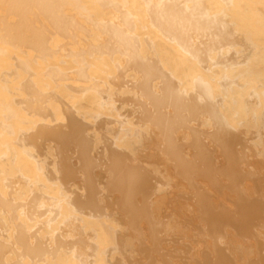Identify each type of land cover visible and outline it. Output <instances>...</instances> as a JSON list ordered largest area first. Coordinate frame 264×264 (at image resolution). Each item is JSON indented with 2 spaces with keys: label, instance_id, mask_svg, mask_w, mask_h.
<instances>
[{
  "label": "bare ground",
  "instance_id": "6f19581e",
  "mask_svg": "<svg viewBox=\"0 0 264 264\" xmlns=\"http://www.w3.org/2000/svg\"><path fill=\"white\" fill-rule=\"evenodd\" d=\"M121 66H123V68ZM124 66H125V68H124ZM120 67L122 68V71H123V69H126L125 71H123L124 74L121 73L122 71H120V69H121ZM114 68H115V70H114ZM116 68H119V70ZM127 69L130 71H128ZM114 71H116L115 75L116 76L118 75V77L115 78L116 83L119 84V82H121L122 86H124L123 85V83H124L125 88H127L126 86H129V87L131 86L130 89L128 87V89H126L124 93L126 94L127 97H130L132 99L126 100L127 99L126 98V99L120 100V101L125 102V103L122 102L124 105L126 104V102H130V103H132V105L137 104L138 96H143V98H145V100L147 99L146 102L150 101L153 98L155 99V97H157V98L159 97V99H160V96H162V97L166 98V100L164 102L168 103L169 99L172 100V103L174 102V105L177 108L174 110L171 109L173 112L171 111L170 116H171V114H173L172 117H174L177 120L178 117L180 119L181 118L180 116L184 115V113H185V110L180 108L181 106H184V105H187L190 103L192 105H194L195 102H197V101H203V102H201V103L199 102V103L203 107H205L209 111V114H212V116L207 118V122H205L206 119H205V121L201 120L203 118L200 117L201 115H200L199 110H198L199 113H196V111H194V109H197L196 107L198 105H200V104H198V105H195L194 109L192 108V110L194 111L192 114L193 116L189 113L190 117L188 116L189 117L188 120H189V122L192 120L191 122L192 123L194 122V124L196 125V120L200 117V121H201L200 123H202V121H203L202 126H204V127L214 125L215 124L214 120L217 122H220L219 128H217L218 125L216 126V124H215L213 126L214 128L212 131L208 130V131H211L210 132L211 134H213V133L215 134L216 139L218 138V135L223 137V135H221L223 133L222 130L226 129V127L223 128L222 124L223 125L229 124L228 126L236 127V128L238 127V128H240V130L242 128H245V127L249 128L248 125H250V124L254 125V127L250 126V127H252V128H250L251 130L256 129L258 127V125H257L258 123L262 127V126H264L263 125L264 121L263 122H261V121L264 119V117L262 116L263 117L262 118L260 116L264 112V111L262 112V108L264 110V0H0V264H120L121 262L118 259L120 256L119 257L114 256V253L119 252L120 255H122V256L125 255L124 252L127 255L129 254L127 251H130L131 249L128 250L127 247L131 243L128 244L125 242L126 245H128V246L126 248L124 246L123 249L125 248L127 251L124 250L121 252V250H122L121 248L125 243L124 242L121 243L122 240L120 241L119 237H117V239L120 242L118 243V241H116L117 240L116 239L114 241V243L117 242V244H119V246H121L120 247L121 250L118 249L119 246H117L116 243H115L116 246H114L113 241H112V243H110L111 240L109 242V237L113 236V238H114L115 234H117V235L119 234V231H116L118 229L115 228L116 233L114 232L115 233L114 234L113 231H108V228H105L106 225H104V223H103V221H105V220H103V219L107 218L106 220L109 221V220H112L111 219L112 217L109 218L108 216H104V214L103 215L100 214L99 211H98L99 212L98 213L95 210L97 208L96 205L98 206V204H94L95 199L93 202V200H92L93 198L90 197L91 193H87L89 191L88 187H87V189H84V187L86 185L84 184L85 186H81V185H83L84 182L80 184L79 180H78L79 182H76L77 180L75 181L74 177H73V179L71 177H69V174H70L69 172H72L69 170V167H74V166L67 165V166H69L68 168H64L65 166L63 167L65 169V171H67V170L69 171V172H67L68 174L66 173V175L68 177L67 179H69V181L71 179L73 181H75V183H73L72 185H70V186L65 185L67 182L64 181L65 183H63V178L66 176L63 175V178H60L58 175L59 173L62 172V171H60V169H61L60 162L62 161L61 160V158H62L61 151H63L64 148H67L69 145H74L75 151L78 153L79 149H81L80 146H82L83 147L82 153H84V158L87 156L89 157V155H90V158L92 160H94L91 157L94 152H91L89 154V152L92 151L89 149H91V147H93V145H94V144H92V143H94L93 141H96L94 139L98 138V140L100 139V141L102 142L103 138H106L107 135L112 136V137L109 136L110 138H107L108 146H105L102 148L96 147L97 150L94 148L95 151L98 153V155L96 156V160L98 157L99 164H101L100 166H103V164H105V163H101L102 159H100V157L102 158L103 152L106 151L107 148H108L110 153H111V150L116 151V150L120 149L119 151L123 155V152H125L126 150H129V149H124V151L123 150L121 151V148H119V147H122V148L125 147L126 148L128 146L126 140H129L130 142H132L133 139H136V138H137L136 140H138V141H136V144H132L133 142L132 143L129 142V144L131 146L136 145V147H137V145H138V149H139L141 145L138 142L141 143L142 140H144V141H142V144L143 145L145 144L143 146V148L141 146V149H139L141 151L138 150V155L140 154L141 156L139 155V157H137V160L138 159L142 160L145 158L148 159L150 152L148 155H145L144 153L141 154L142 149L145 152H146V150L149 151L151 145L153 144L152 143L153 141L151 142V140L153 139L155 134H149V132L147 133V130H145V131H143V132H146V136H145L144 133L139 132V130H141V129H139V130L137 129L138 131H136V132H139L140 134H142L145 139L143 138L142 135H139L138 133L136 134V136L137 135H139V136H137L136 138H135V133H133L134 136L127 137L130 135L129 132H131L133 129H135L134 128L135 126L130 127V129H131L130 130L128 128V126H130L129 123H127V122H124L125 124L123 123L124 118H122V116L119 114L118 110L121 113V110L125 106H123L122 103H121L122 106L119 105L120 103L119 104L116 103L119 105V108H120L117 110L115 105H114V102H115L114 98H117V97H115L116 95L121 96L120 98H122V95H125V94L118 95V94H120L119 93L120 91H117V93H116V89H119V88L116 87L114 89V84L112 86V83L110 82V80L109 81L107 80V77L109 75H110L109 78L112 77V73ZM118 71H120V75L117 74ZM126 71H128V72H126ZM150 75H151V78H149ZM149 79H151V81ZM111 81H112V79H111ZM120 86H121V84H120ZM122 86H121V88L123 89ZM120 98L118 97V99H120ZM123 98H124V96H123ZM246 98L249 100L247 101ZM155 100H157V99H155ZM160 100H157V101H160ZM83 101L86 102V103H84V104H86V106L82 105L81 102H83ZM157 101L152 100L151 103L150 102H148L149 104L147 103L149 106H153V108L151 107L152 108L151 110H149L147 108V110H149V111H144L146 109V107L143 108V106L141 104L142 101L140 102V105H136V107L138 106L137 108L135 106H133L138 111L135 108H133V110L135 109V112L137 114V112H139V108H140L142 110V111L140 110V112H141L140 115H142V113L143 114L146 113V115H144L145 118H147V117L149 118L150 115L148 116L147 113L148 114L152 113L151 111L154 109H155L154 111H156L155 106L159 105V103H157ZM130 103H129V107L131 106ZM172 103H170L169 105H172ZM143 104H145V103H143ZM148 105H146V106H148ZM166 105H165V108L166 107H167V109L170 108V107H168V104H166ZM126 107H128V106L126 105ZM174 107L172 106V108H174ZM177 109H178V112L176 111ZM180 109L183 110L184 113L181 112ZM122 111H123V113L125 112L124 109ZM248 111L250 112V114L246 113ZM260 112H262V113H260ZM245 113H246V118H245L246 122L250 121L253 118H257L256 120H258V121L257 122L255 121L257 124L253 123L255 120V119H253L252 120L253 122L251 121L247 124L245 121H243V124H246V125H243L242 122H240V121H242L244 119ZM126 114H127V112L124 113L125 118L127 119L128 115L126 117ZM159 114H162V113H159ZM174 114H175V116H174ZM177 114H178V117L176 116ZM187 114H188V112H186L185 115L187 116ZM196 114H197V116H195ZM152 115H154V113H152ZM247 115H252L253 118L247 119ZM129 116H131L130 113H129ZM136 116H139V115L137 114ZM133 117H134V114H133L132 118ZM166 117L165 116L160 117L161 120L157 117V119H159L160 124L162 123V125H163V122L164 123L166 122ZM135 118H136V120H139L140 122H142V124L145 123L144 121H142L144 117L142 119H137V117H135ZM148 118L146 120H148ZM154 118L155 117H153V119H152L153 122L151 121L153 124L155 121ZM182 118L180 120L181 121L183 120V122L186 123L184 121V118L183 119ZM193 118L195 120H193ZM175 119H173V120H175ZM131 120H128V122H130ZM173 120H172V122H173ZM133 121L134 120H132V122ZM181 121L179 124L180 128L183 126ZM198 121L199 120H197V123H198ZM137 122L138 121H136L135 123H137ZM149 122L146 121V123H145L147 128H149L147 126V124L151 125V124H149ZM177 122H178V120H177ZM191 122L189 123L190 124L189 128L191 127ZM133 123H131V124H133ZM135 123L133 125H135ZM261 123H263V124H261ZM165 124L167 125V123H165ZM173 124H175V123H173ZM239 124L242 126H239ZM255 124L257 125V127H255ZM144 125L143 126L140 125V127L143 128L142 130H144ZM162 125H160V126L162 127ZM175 125H177V124H175ZM179 126L177 125V127H174L175 132H176V130H178L177 128H179ZM183 127H185V126H183ZM215 127L217 130L215 129ZM220 127H221V129H220ZM185 128L188 131V128L187 127H185ZM191 128L189 129L190 132L191 131L194 132V129L196 130V126H195V128L194 127H191ZM152 129H154V127H152ZM172 129H173V127H172ZM181 129H183V128H181ZM257 129L261 130L260 127H258ZM262 129L264 130V128H262ZM201 130H203L202 127H201ZM263 130H262V132H263ZM168 131L170 132V129ZM241 131H243V129ZM241 131H239L240 134L246 133V132H241ZM259 131H258V135L263 136L264 134L263 133H262L263 135L259 134L261 132V131L260 132ZM198 132H200V131L198 130ZM204 132H202V134H204L206 136L208 134H210V133L205 134ZM229 132H231L230 135L236 134V133H233L234 131L229 130ZM109 133H111V134H109ZM217 133H219V134H217ZM181 134H183V132ZM181 134H180V136H181ZM195 134H196V132H194V135ZM199 134L200 133H198L196 135H199ZM244 134H243V136L237 135V134L234 136L233 135L229 136L228 134H226L228 136L223 137V139H220L221 138L220 137L217 141L223 142L225 145L231 144L233 146V144L235 142L239 143L238 142L239 138H237L235 136L244 137ZM174 135H176V134H174ZM140 136H142L141 137V138H143L142 140H141V138L139 140L138 137H140ZM156 136L157 135H155V137ZM249 136H251V135H249ZM165 137L166 136L164 135V138ZM178 137H179V134H178ZM112 138H113V140H115L114 143H111V142H113L111 140ZM175 138H176V136H175ZM190 138H191V136H190ZM193 138H195V137H192V139ZM210 138L212 140L211 142L216 140L213 137L208 136V139H210ZM245 138L247 139L246 136H245ZM263 138H262V140H263ZM155 139H154V141H157V139L156 140ZM165 139L167 140L168 138H165ZM196 139L198 140V137ZM205 139H206V137H205ZM248 139H250L251 141L254 142L253 135ZM181 140H183V139H181ZM200 140H202V139H200ZM204 140H202V141H204ZM262 140L260 141L261 144H262ZM105 141H106V139H105ZM198 141H196V143H198ZM206 141H205V143H206ZM217 141H215V144L217 143ZM163 142H166L165 145H167V146L165 148H167L169 145V144H167L168 142L165 140H163ZM163 142L158 143V144L164 145ZM255 142L252 144L256 147V145L258 143H255ZM148 143H150V145ZM176 143H180V142H176ZM183 143L185 145L186 141ZM187 143H188V141H187ZM189 143H190V141H189ZM110 144H111V146H109ZM154 144H155V142H154ZM198 144H196V145H198ZM76 145H78L79 149L76 148L77 147ZM191 145H193V141H192V144H190V146ZM231 145H230L231 149H228V150L233 149V147ZM148 146H150V147H148ZM159 146H161V145H159ZM169 146L171 147V145H169ZM254 146H252V147L254 148ZM111 147H113V149ZM117 147L119 149H117ZM132 147H130V149ZM172 147L174 149L175 146H172ZM134 148L135 147H133L131 149L132 152L129 150L130 152H128V154L131 155V153L135 152L134 150H136L137 148H135V149ZM202 148H204V147L202 146L201 149ZM85 149H86V151H85ZM99 149H101V150H99ZM160 149L161 148L158 147V153L159 154L160 153L162 154L163 152H167L164 149H161V150H163V152H162ZM199 149H198V151H199ZM243 150H245V149H243ZM100 151H102V152H100ZM181 151H183V150L181 149ZM246 151H244V152L246 153ZM169 152H170V150H169ZM179 152H180V150H179ZM201 152H203V151H200L199 153H201ZM204 152L208 153L209 151L204 150ZM225 152H227V151H225ZM82 153H79L78 157L76 159V163L78 162V164L82 161V158H83ZM101 153H102V156H101ZM114 153H111V154H114ZM175 153H177V150ZM213 153H215V152H213ZM258 153H260V155L262 156L260 151ZM135 154H137V152ZM173 154H174V152H173ZM74 155H76V153ZM231 155H232V153H231ZM257 155L258 154H256V156ZM112 156H111V159H109L110 161L112 159H114V157H112ZM133 156L136 157V155H133ZM164 156L165 155H163V157ZM180 156H181V158L183 157V155H180ZM194 156H192V157H194ZM250 156H253V155H250ZM63 157H66V156H64V154H63ZM93 157H94V155H93ZM118 157H120V159H122L123 161L125 159L124 155L122 157L118 155L117 158ZM134 157H132V158H134ZM174 157H176V156H174ZM202 157L204 158L203 155H202ZM208 157L210 158V156H208ZM259 157H257V158H259ZM129 158H131V157L129 156ZM129 158H127V161L125 159L124 162L125 163L128 162ZM184 158H186V157H184ZM257 158H254V159H257ZM238 159L242 160V158L241 159L238 158ZM65 160L67 162V159H65ZM118 160H119V158H118ZM118 160H117V162H118ZM204 160H206V159H204ZM71 161L72 160H70V162ZM112 161H111V163H112ZM163 161H165V159H163ZM179 161H181V160H179ZM213 161H214V159H213ZM215 161H217V160H215ZM63 162H61V163H63ZM105 162L107 163L108 161H105ZM132 162L137 163L134 160ZM186 162H188V161L186 160ZM95 163H98V162L96 161ZM125 163H124V165H126ZM138 163H140V161H138ZM142 163H144V162H142ZM182 163L180 162V164H182ZM188 163H189L188 164V166H189L190 162H188ZM246 163H247V161H246ZM78 164H76L75 167H79ZM118 164H119L118 166L120 169V163L118 162ZM145 164H142V165H145ZM193 164H194V162H193ZM205 164L209 165L208 163H205ZM71 165H74V164H71ZM86 165L84 164L83 167H85L87 170L88 166H86ZM185 165H186V163H185ZM185 165L183 164V166H185ZM172 166L174 167V165H172ZM104 167L105 166H103V168ZM196 167H197V165H196ZM204 167H205V165H204ZM206 167H210V166H206ZM244 167H245V165H244ZM85 168H84V172H86ZM103 168H102V170H103ZM106 168H107V171L108 170L111 171L110 165L108 167H105V169ZM121 168H123V167H121ZM136 168H138V165ZM149 168H150V166H149ZM194 168H192V170ZM77 169H79V168H77ZM77 169L75 170V172H77V174H78V173H80L79 171L81 168L79 170H77ZM82 169H81V171H82ZM105 169H104V171L107 172ZM133 169H135V168H133ZM133 169H132L133 173H136V172H134ZM202 169H203V167H202ZM123 170H125V169H123ZM141 170H143V169L141 168ZM141 170H139V168H138L137 171L139 173H136V174L129 173L127 170H125V172L127 171V174L124 172L127 176L126 179L130 180L129 178H131V180L129 182L132 183L134 187L137 185L136 188H138V184L134 185V181H132L133 177H134L133 180H135V183H136V182H138L139 179H141L143 177V175L147 176L146 175L147 173L144 170H143L144 174L143 173L140 174ZM176 170L174 172H176ZM189 170H191V169H189ZM196 170L200 171L201 169H196ZM196 170L194 169V172ZM220 170H218V171H220ZM223 170H225V169H223ZM248 170H250V169H248ZM252 170H253V168H252ZM65 171H64V173H65ZM104 171H102V173H104ZM151 171L153 172V169ZM185 171H188V170L186 169ZM198 171H196V173H198ZM84 172H82V173H84ZM88 172L89 171H87L85 174L89 175ZM121 172H123V171L121 170ZM147 172L149 173V171H147ZM259 172H261V170ZM89 173H91V172H89ZM108 173H111V172H108ZM178 173H180V172H178ZM193 173L191 172L192 175H193ZM234 173H236V172L234 171ZM249 173H247L245 175L248 176V175H250ZM77 174L75 173L74 175L77 176ZM137 174L141 176V178H140V176L138 177V180L135 179L137 177ZM228 174H232V173H228ZM236 174H235V176H236ZM104 175L105 174H102V176H104ZM128 175H132V176L128 177ZM202 175L204 176L203 173H202ZM202 175H201V177H202ZM217 175H219V174H217ZM70 176H73V175L70 174ZM80 176H83V175H80ZM106 176H104V180L106 182L110 181V180H108L109 176H107V178L105 179ZM122 176H123V174L120 176V178ZM207 176H209V175H207ZM207 176H206V178H207ZM222 176H223V174H222ZM251 176L253 178V175H251ZM263 176H264V174H263ZM85 177L87 180H89L91 178L90 176H88V177H90L88 179V177L84 175V177L81 178L82 179L81 182L83 181V179ZM98 177L99 176L97 175V177H94V178H98ZM111 177H113V176L110 175L109 179H112ZM123 177H125V176H123ZM144 178L145 177H143V179ZM184 178H185V176H184ZM190 178H192V177H190ZM231 178L232 177H230V179H228V181L231 180ZM260 178H261V176H260ZM260 178L257 177L254 179H260ZM102 179L103 178L100 177V180H102ZM143 179H141L142 182H140L141 180H139V182L140 183L147 182L146 186L148 184H150L149 181H151V180L146 181ZM181 179H182V177H181ZM225 179H227V178L225 177ZM236 179H241V178L237 177L233 181H235ZM261 179H264V177ZM91 180L93 181V179H91ZM120 180L122 181V179H120ZM152 180H154V179H152ZM97 181H99V178ZM127 181H126V183H127ZM171 181H172V179H171ZM184 181H186V180H184ZM187 181H188V178H187ZM189 181H188V184H190ZM207 181L210 182V180H208V178H207ZM237 181H239V180H237ZM258 181H260V180H258ZM110 182H112V180ZM116 182L119 183L118 181H116ZM122 182H124V181H122ZM152 182H154V181H152ZM240 182H241V184H243V179H241V181H239V184H240ZM262 182H264V181L262 180ZM113 183L111 186H113ZM117 183H115L116 189L119 185V184L116 185ZM121 183H120L119 187H121ZM130 183H129V186L132 185V184L130 185ZM154 183H155V185H157V182H154ZM218 183H222V182H217V184ZM94 184H96V183H94ZM98 184L100 185V183H98ZM98 184H96V185L98 186ZM144 184H143V187L145 188L146 186H144ZM193 184L196 185L195 183H193ZM122 185H123V183H122ZM164 185H163V187H164ZM100 186H102V185H100ZM100 186L97 187V188H99L100 191L97 190V192H95V193L98 194L99 192H102L100 189ZM115 186H113V187H115ZM126 186H127V189L128 188L130 189L131 187H133V186L128 187V185H126ZM216 186L217 185L213 186V188ZM220 186H218L217 189H219ZM148 187L149 186H147L146 190H149L150 187L149 188ZM154 187H156V186H154ZM163 187H161V188H163ZM196 187L197 186H195V188ZM193 188L194 187H192L191 189L193 190ZM199 188H201V187H199ZM260 188H261V186L258 188L259 190H257L256 188H255V190L260 191ZM124 189H121V193ZM132 189H130V190H132ZM139 189L140 188H138V190ZM231 189L234 190L233 187H231ZM146 190L144 191V189L143 190L141 189V191H142L141 195L146 193ZM150 190H152V191H150ZM150 190H149L150 193L153 191H156L154 189H150ZM159 190H160V188H159ZM94 191H96V190H94ZM117 191H118V189H117ZM117 191H115V189H114V192H117ZM125 191H126V189H125ZM149 191H147V195H148ZM162 191H164V190H162ZM220 191H221V188H220ZM119 192L120 191L117 192L118 195H119ZM161 192H160V194H161ZM196 192H197V189H196ZM215 192H218V191H215ZM237 192H239V191L237 190ZM104 193H106L105 190H104ZM131 193L132 192L130 191V195H133ZM184 193H185V191H184ZM259 193H257V195ZM79 194L81 195V198L76 200L77 197H80ZM92 194H94V193H92ZM124 194H127L126 197L128 198L129 193H124ZM190 194H193V192ZM205 194H206V192H205ZM218 194H220V192ZM230 194H231V191H230ZM121 195L122 194H120V196ZM141 195H140V197H141ZM153 195H155V194H153ZM188 195H189V193H188ZM188 195H187V197H189V199H190L191 196L190 195L188 196ZM238 195H241V193ZM255 195H256V193H255ZM193 196H192V198H193ZM201 196H203V195H200V197ZM206 196H210V195H206ZM102 197H104V196H101L100 198L102 199ZM136 198H138V197H136ZM148 198H149V196H148ZM178 198L180 199V196ZM260 198H256V199L260 200ZM254 199L251 202V204L249 203L250 204L249 207L251 205L253 207L254 204L256 202H258V201L254 202ZM147 200H149V199H147ZM238 200H239V197H238ZM245 200L246 199L244 198L243 201H245ZM202 201H203V198H202ZM261 201H263L262 198L259 202H261ZM99 202H100V199H99ZM125 202H127V201H125ZM142 202L144 203V201H142ZM248 202H250V201H248ZM248 202L246 201V203H248ZM114 203L115 202L113 201V204ZM124 203H122V204H124ZM203 203L208 204V201H206V202L203 201ZM137 204H138V202H137ZM150 204H152V203H150ZM221 204L219 203V205H221ZM236 204L240 206L241 203L240 204L236 203ZM100 205L102 208V203H100ZM209 205H211L210 202H209ZM209 205H207V206H209ZM219 205H217V206H219ZM94 206L96 207L95 209H94ZM152 206H150V207L152 208ZM131 207H133V206H131ZM222 207H223V205H222ZM262 207H263V205H262ZM157 208L158 207L156 206L155 209H157ZM183 208H185V207H183ZM202 209H203V207H202ZM204 209L206 210V208H204ZM262 209L263 210L260 212L263 213L264 208H262ZM136 210H137V208H136ZM140 210L144 212V209L143 210L140 209ZM149 210H151V209H149V207H148V209H147L148 214H149ZM257 210H258V207H257ZM114 211L115 210H113V212ZM125 211H123V212H125ZM138 211H136V212H138ZM172 211H174V210H172ZM201 211L203 212L204 210H201ZM105 212L106 211H103V213H105ZM128 212L130 213V211H128ZM143 212H140L141 216H142ZM231 212H233V211H231ZM238 212H240V211H238ZM133 213H134V211H133ZM151 213H153V212H151ZM198 213H199V211H198ZM235 213H237V212H235ZM240 213H242V212H240ZM115 214H117V213H115ZM171 214H173V212ZM138 215H137V217H138ZM197 215H200V214H197ZM226 215H228V214H226ZM257 215L258 214L256 213V216ZM173 216H174V214H173ZM134 217L136 218V216H134ZM146 217H143V218H146ZM156 217H158V214ZM204 217H206V216L204 215ZM204 217L198 216L199 222H200V218L202 219ZM232 217H233V215H232ZM126 218L129 219V217H126ZM130 218H132V217H130ZM148 218H149V216H148ZM166 218H168L167 215H166ZM173 218H175V217H173ZM113 219H115V218H113ZM157 219H156V221H157ZM159 219H160V221L162 220L161 218H159ZM141 220H139V221H141ZM148 220L149 221H147L146 223L151 222V219H148ZM154 220H155V218H154ZM163 220H164V218H163ZM261 220L264 221L263 219H261ZM112 221H109V222H112ZM160 221H158V222H160ZM187 221H188V219H187ZM158 222H157V224H158ZM238 222H240V221H238ZM162 223L163 222H161L160 224H162ZM201 223H202V220H201ZM215 223H213V224H215ZM217 223H219V222H217ZM242 223L243 222H241V224ZM113 224H115V223L113 222L112 226H113ZM132 224H134V223H132ZM168 224H170V223H168ZM168 224H167V226H169ZM189 224H190V222H189ZM258 224H260V223H258ZM262 224H264V222ZM152 225H155V224H152ZM163 225H164V223H163ZM224 225H226V223H224ZM162 226L160 228H164ZM212 226H211V228H212ZM125 227L128 229L127 226H125ZM137 227L140 228L139 225ZM150 227H152V226H150ZM156 227H158V226L156 225ZM196 227L198 229L199 225L197 224ZM218 227H221L220 224ZM249 227H250V225H249ZM259 227L256 229L258 230ZM169 228L171 230L172 225ZM176 228H177V226H176ZM214 228H216V227H214ZM221 228H222V230L221 229L220 230L223 231L224 226ZM225 228L228 229V227H225ZM232 228H235V227H232ZM250 228H253V227H250ZM250 228H248V229H250ZM132 229L135 230L136 228L135 229L132 228ZM166 229H167V231H170L168 228H166ZM173 229H175V228H173ZM241 229H243V227ZM140 230H141V228H140ZM199 230H201V229L199 228ZM207 230L210 231L213 229L207 228ZM220 230H218V232L216 231V233H219ZM231 230H233V229H231ZM251 230L252 229H250V231ZM263 230H264V228H263ZM87 231L89 232V234L86 233ZM137 231H139V229ZM167 231H166V233H167ZM246 231L248 232V230H246ZM110 232H112L114 235H112ZM134 232H136V230ZM161 232H163V229H162V231L160 230V233L159 232L158 233L161 234ZM171 232H172V230H171ZM199 232H201V234L203 233L202 230ZM204 232H206V230ZM254 232L251 231L248 233H254ZM263 232H262V234H263ZM129 233H130V231H129ZM222 233H224V231ZM235 233H236V231H235ZM167 234H169V233H167ZM196 234L197 233H195V235ZM205 234H207V233H205ZM150 235L148 236L149 237L148 239H151ZM162 235H163V233H162ZM170 235L172 236L171 233H170ZM228 235H230V234H228ZM243 235H245V234H243ZM243 235L241 234L242 239H244ZM224 236H225V234H224ZM224 236H221L222 238L219 237V239L224 240ZM249 236H253V234L249 235ZM258 236L259 235H257V238H258ZM127 237H128V235H127ZM199 237H201V235ZM203 237H206V236H203ZM159 238H161V237H159ZM170 238L172 240V237H169V239L167 238L168 239L167 240L166 236H165V241H167V243H168V241H170ZM192 238H193V236H192ZM245 238H246V235H245ZM138 239L140 242H142V240H140V238H138ZM254 239H255V237H254ZM153 240H154V238L152 239V242H153ZM156 240L158 241L160 239H156ZM199 240H200V238H199ZM209 240H210V238H209ZM156 242L154 244L155 246H156ZM245 242H244V244H245ZM250 242H251V240H250ZM263 242L260 241L259 245ZM137 243H139V242H137ZM158 243H159V245H161L160 241ZM162 243H164V242H162ZM246 243H248V241ZM109 244L113 245V247H118L117 248L118 250H116V248H114V250H116V251H111V248H110L111 245H109ZM121 244H123V245H121ZM134 244H133V247H134ZM183 244H184V242H183ZM188 244L189 243H186V244H184V246H186ZM211 244H213V243H211ZM256 245H258V244H256ZM137 246H142V244L137 245ZM166 246H167V244H166ZM152 247H154V246H152ZM156 247H158V245ZM156 247H154V248H156ZM172 247H173V245H172ZM211 247H213V246H211ZM218 247H219V245H217L215 248H218ZM238 247H240V246H238ZM247 247L245 248V250L247 249ZM249 247L253 248V246H249ZM262 247L264 248V245ZM143 248H145V247L143 246ZM164 248H163V251H164ZM188 248H190V247H188ZM215 248L212 250H215ZM137 249H139V248H137ZM158 249L160 250V248H158ZM218 249L220 250L221 248L219 247ZM227 249H229V248H227ZM239 249L240 248H238L236 251L239 252ZM259 249H261V247ZM154 250H156V249H154ZM190 250H192V249H190ZM190 250H188V253L191 252ZM247 250H249V249H247ZM221 251H223V250H221ZM255 251H257V249L254 250V252ZM141 252L143 254V249L141 250ZM151 252H150V254H151ZM157 252H158V250H157ZM220 252H219V254H221ZM241 252H243V250ZM246 252L248 253L249 251H246ZM112 253H113V255H112ZM172 253H173V251H172ZM195 253L196 252H194V254ZM222 253L224 254L227 252L224 251ZM133 254H132V256H133ZM142 254L140 253L139 256H141ZM203 254L204 255H202V256L205 257L206 253L203 252ZM229 254H231V251ZM241 254H243V253H241ZM241 254H240V256H242ZM251 254H252V252L250 253V255ZM129 255H128V257L132 261V258ZM172 255H175V254L173 253ZM185 255L187 256V254H185ZM190 255H191V253H190ZM195 255H197V253ZM237 255H238V253H237ZM250 255H248V256H250ZM223 256H225V255H223ZM240 256H238L236 258H239ZM262 256H264L263 253L260 257H262ZM145 257L146 256L144 255V258ZM220 257H222V256H220ZM243 257H244V259L243 258L242 259H243V263H244V260L246 259L247 256L246 257L243 256ZM258 257H255V259L257 261H259ZM122 258L124 259V257H122ZM140 258H142V257H140ZM150 258H151V255H150ZM150 258H149V260H151ZM162 258H160V260ZM181 258L183 259L184 257H181ZM236 258H234L235 261L239 260ZM248 258H251V257H248ZM123 259H120V260H123ZM136 259H138V258H136ZM185 259H190V258L187 257ZM206 259L207 258H205L203 260L204 263L206 262ZM214 259H219V258L214 257L212 259V261H210V262H213ZM225 259H228L227 256H226V258H224V261H225ZM229 259H231V258H229ZM252 259H253V257H252ZM167 260H169V258ZM179 260H180V258H179ZM241 260H239V262ZM246 260H245V262H246ZM262 260H263V258L260 261H262ZM133 261H132V263L131 262L130 263L134 264ZM147 261H148V258H147ZM217 261L218 262L220 261V264H221L222 260H217ZM233 261L234 260H232V261L227 260L226 262L228 264V262L230 263ZM255 261H253V262H252V260L247 261L246 264L247 263L248 264L249 263L255 264ZM150 262L151 261H149L148 264H150ZM183 262H184V259L182 261V264H183ZM185 262H187V261H185ZM226 262H224V264H226ZM262 262H264V261H262ZM215 263H216V261H215ZM215 263H212V264H215ZM135 264H137V263H135ZM153 264H155V263L153 262ZM231 264H233V263H231ZM259 264H260V262H259Z\"/></svg>",
  "mask_w": 264,
  "mask_h": 264
},
{
  "label": "rangeland",
  "instance_id": "374dc122",
  "mask_svg": "<svg viewBox=\"0 0 264 264\" xmlns=\"http://www.w3.org/2000/svg\"><path fill=\"white\" fill-rule=\"evenodd\" d=\"M116 66V65H115ZM122 68H123V66H121ZM120 67V68H121ZM122 68L120 69V71H122ZM124 68H125V66H124ZM116 69H118L119 70V68H116ZM129 69V68H128ZM127 69V70H128ZM114 70H115V68H114ZM126 69H123V71H125ZM120 71H118L117 72V74H119L120 75ZM123 71L121 72L122 74H124L123 73ZM128 71H130V70H128ZM128 71H126V72H128ZM116 71H114L113 73H112V77H110L109 78V76L107 77V80L109 81L110 80V82L112 83V86H113V84H114V89L117 87V88H119V89H116V93H117V91H120L119 93L120 94H118V95H122V94H125L124 92H125V90L126 89H128V87L129 86H126L127 88H125V84L123 83V85L124 86H122V83L121 82H119V84L118 83H116L115 81H116V79L115 78H117L118 77V75L116 76L115 73ZM125 72V73H126ZM114 74V75H113ZM151 74V73H150ZM149 78H151V75L149 76ZM111 79H112V81H111ZM150 81H151V79H149ZM116 84V85H115ZM120 84H121V86L123 87V89L121 88V86H120ZM111 86V87H112ZM131 87V86H130ZM130 87H129V89H130ZM125 88V89H124ZM123 96H124V98H123ZM115 97H117V98H114V100H115V102H114V105H115V107H116V109L118 110V109H120L119 108V105L120 106H122V104L123 103H125V102H123V101H120V100H123V99H126V100H129V99H132V98H130V97H127L126 96V94L125 95H122V98H120L121 96H115ZM118 97L120 98V99H118ZM117 99V100H116ZM138 101H137V104H134V105H132V103H130V102H126V104L124 105L123 104V106H125L123 109H124V111L125 112H127V114H126V117H127V115H128V118L126 119L125 118V115H124V113H123V109L121 110V113H120V111L118 110V112H119V114L122 116V118H124L123 119V123L124 122H127V123H129V125L130 126H128V128L130 129V127H134L135 129H133L131 132H129L130 133V135L129 136H127V137H131V136H134L133 135V133H135V138L137 137V136H139V135H142V134H140L139 132H141V133H144V135L146 136V132H143V131H145V130H147V133L149 132V134H155V135H157L156 137H155V135H154V137H153V139L151 140V142L153 143L152 145H151V147L150 146H148V147H150V149H149V151H147L146 150V152L142 149V153L141 154H145V155H148L149 154V152H150V154H149V157H148V159L147 158H145V159H138L137 160V157H139V155H138V150L139 149H141V146H142V148H143V146L145 145H143L142 144V141H144V140H142L143 138H144V136H143V138H141L142 136H140V137H138L139 138V140H140V138H141V143L140 142H138L141 146H140V148L138 149V145H137V147H136V145L134 146V145H132L133 147H135V148H137L136 150H134L135 152H133V153H131V155L130 154H128V152H130L131 151V149L133 148L130 144H129V140H126V142H127V147L125 148H122V147H119V148H121V151L123 150L124 151V149H129V150H126L125 152H123V155H124V158L126 159V161H127V158H129V156L131 157V158H129L128 159V162H124L125 161V159H124V161L122 160V159H120V157H118L119 158V160L121 161H119L118 160V158H117V156L119 155V156H123L122 154H121V152L119 151L120 149L117 147V149H119V150H116V151H113V150H111V153H114V154H111L110 152H109V150H108V148L106 149V151H104L103 152V156H102V153H101V156H102V158L100 157V159H102V162L101 163H105V164H103V166H105V167H108L109 165H110V168H111V171H107V168L105 169V167L103 168V166H100L101 164H99V161H98V157H97V160H96V156L98 155V153L95 151V149H96V147L97 148H102V147H105V146H108V142H107V138H110V137H112V136H110V135H107V137L106 138H103V141L101 142L100 141V139L98 140V138L97 139H94V140H96V141H93L94 143H92V144H94L93 145V147H91V149H89V150H92V151H88L89 152V154L91 153V152H94L93 154H92V158L94 159V160H92L91 158H90V155H89V157L87 156V157H85L84 158V153H82L83 152V147L82 146H80V148L81 149H79V147H78V145H76L77 147V149H79V151H78V153L75 151V146L74 145H69L67 148H64L63 149V151H61V156H62V158H61V162H63V163H61L60 162V166H61V169H60V171H62L63 173H64V171H65V169L64 168H68L69 166H76V164H78V162L76 163V159H77V157H78V154L79 153H82L83 154V158H82V161L78 164L79 165V167H69V170L70 171H72V172H69L68 170L67 171H65V173L63 174L62 172L61 173H59L58 175H59V177L60 178H63V175L64 176H66V177H64L63 178V183H65L64 181H66L67 183L65 184V185H67V186H70V185H72L73 183H75V181L76 182H79L80 181V184L81 183H83V185H81V186H85L84 187V189H87V187H88V189H89V191L87 192V193H91L90 195V197H92L91 199L93 200V202H94V199H95V202H94V204H98V206L96 205V207L94 206V209L98 212H100V214H104V216H108L109 218H111L112 220H109V221H112V222H109L108 220H106V219H103V220H105V221H103V223H104V225H106L105 226V228H108V231H113V233L115 232L116 233V231H119V234L117 235V234H115V237L113 238V236L111 237H109V242H110V240H111V242L110 243H112V241H113V245L114 246H116L115 245V243L117 244V242H115L114 243V241L117 239V237H119L120 238V241H121V243H128V244H130L129 246L128 245H126V243L123 245V244H121V245H123L122 246V250L120 249V247L121 246H119V244H117V246H119V248L118 247H113V245H111V244H109V245H111L110 246V248H111V251H116V250H118V249H120L121 250V252L122 251H127L125 248L127 247L128 248V250H130V251H127L129 254V256L132 258V261H133V263L135 264V263H137V264H148L149 263V261H151L150 262V264H153V262L155 263V264H182V261H183V259H184V262H183V264H203L204 263V259L205 258H207L206 259V264H212V263H215V261H216V263L215 264H220V261L218 262L217 260H222L221 261V264L223 263L224 264V262H226L227 260L228 261H232V260H234L235 261V259L234 258H236V257H238V256H240V254L241 253H243V254H241L242 256H240L239 258H236V259H239V260H241L242 258L244 259V257L243 256H247L246 257V259L248 258V257H251V258H248L247 260H246V262L247 261H251L252 260V262L253 261H255L256 259H255V257H258V260L259 261H255V264H259V262H260V264H264V262H262V261H264V256H262V257H260L261 255H262V253H263V255H264V248L262 247L263 245H264V230H263V226H264V224H262L264 221H262L261 219H263L264 220V211H263V213L262 212H260V211H262L263 209L262 208H264V182H262V180L264 181V179H261V178H263L264 176H263V174H264V130L262 129V128H264V126H260V124L258 123H256L258 120H256L257 118H253L252 117V115H247V119H250V118H253V119H255L254 120V122L252 121L253 119H251L250 121H247L246 122V113L247 114H250V112L248 111V112H246L245 113V117H244V119L242 120V121H240V122H242V124H243V121H245L246 122V124L247 123H249V122H253V123H256L257 125H258V127H260L261 128V132L257 129L258 127H257V125L255 124V127H257L256 129H254V130H251L250 128H252V127H250V126H253L254 127V125L252 124H250V125H248V127L249 128H247V127H245V128H242L243 129V131H241L240 130V128H236V127H230V126H228L229 124H227V125H223L222 124V126H223V128L224 127H226V129H223L222 130V134L221 135H223V137H225V136H234V135H242L243 136V134H240V132L239 131H241V132H246L245 134H244V137H242V136H235V137H237V138H239L238 139V142L239 143H237V142H235L234 144H233V149L232 150H228V149H231L230 148V145H225L223 142H218L217 140L221 137L220 135H218V138L216 139V137H215V134L213 133V134H211L210 132L213 130V126L216 124V126L218 125V127L217 128H219V124H220V122H217V121H215L214 119V125H210V126H202V124H203V121H205V119H206V121L205 122H207V118L208 117H210V116H212V114H209V111L205 108V107H203L200 103L201 102H203V101H197V102H195V104L194 105H192L191 103L190 104H187V105H184V106H181L180 108L181 109H183V110H185V113H184V111L183 110H181V112H183L184 113V115H181L180 117L182 118H184V121L186 122V123H184L183 122V120L181 121L180 119H179V117H178V114L176 115L177 117H178V122H177V120L174 118V117H172V115L173 114H171V116H170V113H171V109H176L177 107L174 105V102L172 103V100H168V103H166V102H164L165 100H166V98H164V97H162V96H160V99H159V97L157 98V97H155V99H157V100H160V101H157V100H155L154 98L153 99H151L150 101H148V102H150L151 103V101L153 100V101H157V103H159V105H157V106H155V108H156V111H154V110H152L151 112L152 113H154V115H152V113H147V115L149 116L150 115V117L148 118V120L151 122H153V117H155L154 118V124L151 122H149L148 120H146L147 118H145V116L144 115H146V113L145 114H143L142 113V115H140L141 114V112H140V108H139V112H137V114L139 115V116H136L137 114H136V112H135V109L138 107H136V105H140V102H141V104H142V106H143V108H145L146 107V109L144 110V111H149V110H151L152 108H153V106H149L148 104V102H146V100H145V98H143V96H138ZM163 99V100H162ZM125 100V101H126ZM246 100L248 101L249 99H247L246 98ZM145 101V102H144ZM164 103H162V102ZM171 101V102H170ZM245 101V100H244ZM246 101V102H247ZM123 102V103H122ZM200 102V103H199ZM253 102V101H252ZM82 103V105H85L86 106V104H84V103H86V102H81ZM116 103H120L119 105L118 104H116ZM122 103V104H121ZM129 103H130V105L132 106H130L129 107ZM143 103H145V104H143ZM148 103V104H147ZM170 103H172V105H169ZM197 103V104H196ZM205 103V102H204ZM257 103V102H256ZM166 104H168V107H170V108H168L167 109V107L165 108V105ZM198 104H200V105H198ZM126 105L128 106V107H126ZM146 105H148V106H146ZM192 105V106H191ZM195 105H198L196 108L197 109H194L195 108ZM133 106H135V107H133ZM167 106V105H166ZM172 106L174 107V108H172ZM194 106V107H193ZM152 107V108H151ZM164 107V108H163ZM126 108V109H125ZM133 108H135L134 110H133ZM147 108L149 109V110H147ZM163 108V109H162ZM179 108V107H178ZM192 108L194 109V111H196V113H199L200 112V117L201 118H203V119H201V120H203L202 121V123H200L201 121H200V117L197 119V120H199L198 121V123H197V120H196V125L194 124V122L192 123L191 121V127H194L195 128V126H196V130L194 129V132H196V134H198V133H200L199 135H194V132H190L189 131V129L191 128H189V126H190V122H189V120H188V118L190 117L189 116V113L192 115L193 114V110H192ZM132 109V110H131ZM170 109V110H169ZM129 110V111H128ZM137 110V109H136ZM198 110H199V112H198ZM134 111V112H133ZM138 111V110H137ZM142 111V110H141ZM162 111V112H161ZM177 112H178V109L176 110ZM264 110H263V108H262V112H263ZM132 112V113H131ZM164 112V113H163ZM173 112V111H172ZM180 112V111H179ZM186 112H188V114H187V116L185 115L186 114ZM262 112H260V113H262ZM129 113H130V115L131 116H129ZM159 113H162V114H159ZM211 113V112H210ZM133 114H134V117L132 118V116H133ZM176 114V113H175ZM175 114H174V116H175ZM124 115V116H123ZM199 115V114H198ZM209 115V116H208ZM153 116V117H152ZM162 116H167L166 117V122L165 123H167V125L163 122V125H162V123L160 124V121H159V119L161 120V118L160 117H162ZM189 116V117H188ZM193 116V115H192ZM195 116H197V114L195 115ZM260 116V115H259ZM264 117V112L261 114V116L260 117ZM135 117H137V119H142L143 117V120L142 121H144L145 123H146V121L147 122H149V124H151V125H148L147 124V126L149 127V128H147L146 127V124L144 125V124H142V122H140L139 120H136V118ZM157 117L159 118V119H157ZM262 117V118H263ZM121 118V119H122ZM130 118V119H129ZM182 118V119H183ZM195 118V117H194ZM193 118V120H195ZM197 118V117H196ZM134 120L133 122L135 123L136 121H138L137 123H135V125H133L134 123L132 122V120ZM145 119V120H144ZM173 119H175V120H173ZM261 119V118H260ZM259 119V120H260ZM128 120H131L130 122H128ZM170 120V121H169ZM172 120H173V122H172ZM262 120V119H261ZM180 121L182 122V124H183V126H185V127H187L188 128V131L186 130V128L185 127H181V128H183V129H181L180 128V126H179V124H180ZM256 121V122H255ZM264 121V119L261 121V122H263ZM188 122V123H187ZM213 122V121H212ZM260 122V121H259ZM131 123H133V124H131ZM173 123H175V124H177L178 126H179V128H177L178 130H176V132L174 131L175 130V128L174 127H177V125H175V124H173ZM264 123V122H263ZM263 123H261V124H263ZM125 124V123H124ZM189 124V125H188ZM193 124V125H192ZM246 124H243V125H246ZM140 125L141 126H143L144 125V130H142L143 128L142 127H140ZM157 125V126H156ZM160 125H162V127L160 126ZM165 125V126H164ZM171 125V126H170ZM195 125V126H194ZM264 125V124H263ZM161 128H160V127ZM202 127V129L205 131H203V130H201V127ZM212 126V127H211ZM239 126H242V125H240L239 124ZM146 127V128H145ZM152 127H154V129H152ZM166 127V128H165ZM171 127V128H170ZM172 127H173V129H172ZM204 127V128H203ZM211 127V128H210ZM139 129H141V130H139V132H136V131H138ZM162 129V130H161ZM170 129V132L168 131ZM192 129V128H191ZM215 129H216V127H215ZM220 129H221V127H220ZM230 131H234L233 133H236V134H231L230 135V133L231 132H229V130ZM245 129V130H244ZM248 129V130H247ZM131 130V129H130ZM152 130V131H151ZM198 130L200 131V132H198ZM208 130H211V131H208ZM217 130V129H216ZM251 130V131H250ZM260 132L259 134H262L263 136H260V135H258V131ZM262 130H263V132H262ZM162 131V132H161ZM181 131V132H180ZM219 131V130H218ZM153 132V133H152ZM180 132V133H179ZM183 132V134H181ZM202 132H204L205 134H208V133H210V134H208L207 136L206 135H204V134H202ZM217 132V131H216ZM139 134V135H137L136 136V134ZM164 133V134H163ZM166 133V134H165ZM190 133V134H189ZM109 134H111V133H109ZM128 134V133H127ZM174 134H176V135H174ZM178 134H179V137H178ZM180 134H181V136H180ZM217 134H219V133H217ZM226 134H228V135H226ZM159 135V136H158ZM164 135L166 136L165 138H168L167 140L164 138ZM168 135V136H167ZM170 135V136H169ZM185 135V136H184ZM214 135V136H213ZM249 135H253V140H254V142L255 143H258L257 145H256V147L252 144V143H254L253 141H251L250 139H248V138H250L251 136H249ZM110 136V137H109ZM153 136V135H152ZM175 136H176V138H175ZM188 136V137H187ZM190 136H191V138H190ZM204 136V137H203ZM208 136L209 137H213L214 139H216V140H214L213 142H211L212 140H211V138L210 139H208ZM245 136L247 137V139L245 138ZM249 136V137H248ZM105 137V136H104ZM192 137H195V138H193L192 139ZM198 137V140L196 139ZM200 137V138H199ZM205 137H206V139H205ZM223 137H221L220 139H223ZM260 137V138H259ZM157 139V141H154V139ZM159 138V139H158ZM175 138V139H174ZM189 140H188V139ZM212 138V139H213ZM245 138V139H244ZM262 138H263V140H262ZM93 139V138H92ZM105 139H106V141H105ZM137 139V138H136ZM136 139H133V143L132 142H130V143H132V144H136V141H138V140H136ZM145 139V138H144ZM155 139V140H156ZM165 140V141H167L168 143L167 144H169V145H171V147L168 145V147L167 148H165L167 145H165L166 144V142H163V140ZM181 139H183V140H181ZM185 139V140H184ZM195 139V140H194ZM200 139H202V140H204V141H202V140H200ZM262 140V144H261V140ZM98 140V141H97ZM109 140V139H108ZM113 142H111V143H114L115 142V140H113V138L111 139ZM175 140V141H174ZM177 140V141H176ZM207 140V141H206ZM186 141V144L184 145V143L183 142H185ZM187 141H188V143H187ZM189 141H190V143H189ZM192 141H193V145H191L190 146V144H192ZM195 141V142H194ZM196 141H198V143H196ZM205 141H206V143H205ZM215 141H217V143L215 144ZM246 141V142H245ZM96 142V143H95ZM150 142V143H151ZM154 142H155V144H154ZM164 143V145L163 144H158V143ZM176 142H180V143H176ZM208 142V143H207ZM150 143H148L149 145H150ZM183 143V144H182ZM201 143V144H200ZM204 143V144H203ZM214 143V144H213ZM96 144V145H95ZM147 144V145H148ZM173 144V145H172ZM196 144H198V145H196ZM207 144V145H206ZM209 144V145H208ZM252 144V145H251ZM98 145V146H97ZM159 145H161V146H159ZM197 147H196V146ZM217 145V146H216ZM109 146H111V144L109 145ZM159 148H161V149H164L165 151H167V152H163V150H161L163 153L161 154H159L158 153V147ZM172 146H175L174 147V149H173V147ZM204 147V148H202L201 149V147ZM214 146V147H213ZM252 146H254V148L252 147ZM258 146V147H257ZM114 147V146H113ZM113 147H111L112 149H113ZM130 147H132L131 149H130ZM187 147V148H186ZM242 147V148H241ZM95 148V149H94ZM116 148V147H115ZM200 148V149H199ZM251 148V149H250ZM68 149V150H67ZM76 149V150H77ZM94 149V150H93ZM148 149V148H147ZM181 149L183 150V151H181ZM187 149V150H186ZM198 149H199V151H198ZM224 149V150H223ZM243 149H245V150H243ZM256 151H255V150ZM260 149V150H259ZM262 149V150H261ZM74 150V151H73ZM82 150V151H81ZM97 150V149H96ZM99 150H101V149H99ZM157 150V151H156ZM169 150H170V152H169ZM176 150H177V153H175L176 152ZM179 150H180V152H179ZM194 150V151H193ZM198 152H197V151ZM204 150L205 151H209L208 153L207 152H204ZM247 150V151H246ZM252 150V151H251ZM85 151H86V149H85ZM113 151V152H112ZM139 151H141V150H139ZM160 151V152H161ZM200 151H203V152H201V153H199ZM219 151V152H218ZM225 151H227V152H225ZM244 151H246V153L244 152ZM261 152V154H262V156L260 155V153H258V152ZM100 152H102V151H100ZM117 152V153H116ZM132 152V151H131ZM137 152V154H135ZM157 152V153H156ZM173 152H174V154H173ZM194 152V153H193ZM197 152V153H196ZM213 152H215V153H213ZM232 153V155H231V153ZM235 152V153H234ZM76 153V155H74ZM166 153V154H165ZM205 153V154H204ZM211 153V154H210ZM230 153V154H229ZM234 153V154H233ZM237 153V154H236ZM63 154H64V156H66V157H63ZM96 154V155H95ZM111 154V155H110ZM170 154V155H169ZM176 154V155H175ZM183 155V157L181 158V156L180 155ZM191 154V155H190ZM204 156V158L202 157V155ZM216 154V155H215ZM256 154H258L257 156H256ZM93 155H94V157H93ZM113 155V156H112ZM129 155V156H128ZM133 155H136V157H134ZM160 155V156H159ZM162 155V156H161ZM163 155H165L164 157H163ZM185 155V156H184ZM187 155V156H186ZM195 155V156H194ZM207 155V156H206ZM223 155V156H222ZM250 155H253V156H250ZM111 156L112 157H114V159H112L111 161H112V163H111V161L109 160V159H111ZM128 156V157H127ZM141 156V155H140ZM171 158H170V157ZM174 156H178L177 158L176 157H174ZM192 156H194V157H192ZM208 156H210V158L208 157ZM230 156V157H229ZM260 156V157H259ZM104 157V158H103ZM110 157V158H109ZM132 157H134V158H132ZM163 157V158H162ZM184 157H186V158H184ZM216 157V158H215ZM228 157V158H227ZM257 157H259V158H257ZM136 158V159H135ZM168 158V159H167ZM192 158V159H191ZM198 158V159H197ZM200 158V159H199ZM208 158V159H207ZM233 158V159H232ZM238 158H242V160H239ZM252 158V159H251ZM254 158H257V159H254ZM64 159V160H63ZM65 159H67V162H66V160ZM134 161H136L137 163H138V161H140V163H133L132 161L133 160ZM163 159H165V161H163ZM178 159V160H177ZM183 159V160H182ZM185 159V160H184ZM204 159H206V160H204ZM213 159H214V161H213ZM223 159V160H222ZM70 160H72L71 162H70ZM117 160H118V162L120 163V169L123 171V172H121V170L119 169V164H118V162H117ZM144 160V161H143ZM179 160H181V161H179ZM186 160L188 161V162H190V165L188 166V162H186ZM204 160V161H203ZM211 160V161H210ZM215 160H217V161H215ZM226 160V161H225ZM247 161V163H246V161ZM98 162V163H95V162ZM105 161H108L107 163L109 164H107ZM130 161V162H129ZM225 161V162H224ZM243 161V162H242ZM259 163H258V162ZM142 162H144V163H142ZM180 162L182 163V164H180ZM193 162H194V164H193ZM200 162V163H199ZM210 162V163H209ZM243 164H242V163ZM124 163L128 166H126V165H124ZM132 163V164H131ZM146 163V164H145ZM150 165H149V164ZM185 163H186V165H185ZM196 163V164H195ZM205 163H208L209 165H207V164H205ZM240 163V164H239ZM262 165H261V164ZM71 164H74V165H71ZM82 164V165H81ZM84 164L86 165V166H88L87 167V170H86V168L85 167H83L84 166ZM98 164V165H97ZM129 164V165H128ZM140 164V165H139ZM142 164H145V165H142ZM177 164V165H176ZM183 164L185 165V166H183ZM193 164V165H192ZM242 164V165H241ZM63 165V166H62ZM67 165H69V166H67ZM108 165V166H107ZM118 167H117V166ZM137 165H138V168H139V170H141V168L147 173L146 175L147 176H145V175H143V177H145L144 179H143V177L141 178V176L140 175H138L137 174V177L135 178V179H137L138 180V177L140 176V178L141 179H143V180H146V181H149V180H151V181H149V183L150 184H148L147 186H149L148 188H149V190L150 189H154V190H156V191H153V192H151L150 193V191H152V190H146V188H147V186H146V184H147V182H144V183H140V182H142V180L141 179H139V180H141L140 182H139V180H138V182H136L135 183V180H133L134 179V177H133V179H132V181H134V185H136V184H138V188H140L139 190H138V188H136V186L134 187L133 186V184L132 183H130L129 181L131 180V178H129L130 180H128V179H126L127 178V176H126V174H127V171L129 172V173H133V171H132V169L133 168H135V169H133L134 170V172H136V173H139L137 170H138V168H136L137 167ZM142 165V166H141ZM148 167H147V166ZM172 165H174V167L172 166ZM196 165H197V167H196ZM204 165H205V167H204ZM220 165V166H219ZM244 165H245V167H244ZM247 165V166H246ZM65 166V167H64ZM67 166V167H66ZM82 166V167H81ZM136 166V167H135ZM149 166H150V168H149ZM176 166V167H175ZM179 166V167H178ZM206 166H210V167H206ZM212 166V167H211ZM234 166V167H233ZM241 166V167H240ZM250 166V167H249ZM64 167V168H63ZM103 168V170H102V168ZM121 167H123V168H121ZM127 167V168H126ZM173 167V168H172ZM183 167V168H182ZM195 167V168H194ZM202 167H203V169H202ZM222 167V168H221ZM249 167V168H248ZM256 167V168H255ZM260 167V168H259ZM77 168H83L82 169V171H81V169H80V173H78L77 174V172H75V170L77 169ZM84 168H85V171L87 172V171H89V172H91V173H89L88 172V174L89 175H86L85 173L86 172H84ZM148 168V169H147ZM180 168V169H179ZM192 168H194L195 170L196 169H201L200 171H198V170H196V171H198V173H196V171L194 172V169L192 170ZM218 168V169H217ZM239 168V169H238ZM247 168V169H246ZM252 168H253V170H252ZM72 169V170H71ZM74 169V170H73ZM79 169H77V170H79ZM104 169L107 171V172H105L104 171ZM117 169V170H116ZM123 169H125V170H127L126 172H125V170H123ZM137 169V170H136ZM153 169V172L151 171ZM173 169V170H172ZM178 171H177V170ZM188 170V171H185V170ZM189 169H191V170H189ZM208 169V170H207ZM222 171H221V170ZM223 169H225V170H223ZM234 169V170H233ZM237 169V170H236ZM248 169H250V170H248ZM120 170V171H119ZM136 170V171H135ZM143 170H141L140 172V174H142L143 173ZM176 170V172H174ZM218 170H220V171H218ZM261 170V172H259ZM102 171H104V173H102ZM114 171V172H113ZM117 171V172H116ZM119 171V172H118ZM147 171H149V173L147 172ZM165 171V172H164ZM202 171V172H201ZM209 171V172H208ZM234 171L237 173H234ZM243 173H242V172ZM253 171V172H252ZM258 171V172H257ZM67 172H69L71 175H73V176H70V174H69V177H71L72 179H73V177H74V179H75V181H73L71 178V182L69 181V179H67L68 177H67V175H66V173ZM82 172H84V173H82ZM108 172H111V173H108ZM121 172V173H120ZM126 174H125V173ZM173 172V173H172ZM178 172H180V173H178ZM184 172V173H183ZM190 172V173H189ZM191 172L193 173V175L191 174ZM223 172V173H222ZM250 172V173H249ZM77 174V176L76 175H74V174ZM107 173V174H106ZM118 173V174H117ZM136 173H133V174H136ZM197 175H196V174ZM201 173V174H200ZM202 173L204 174V176L202 175ZM228 173H232V174H228ZM247 173H249L250 175H248V176H246L245 174H247ZM68 174V173H67ZM83 175V176H80V175ZM91 174V175H90ZM94 174V175H93ZM99 176L98 178H99V181H97L98 180V178H94V177H97V175ZM102 174H105L104 176H109V178H110V175H112L113 177H111L112 179H109L108 178V180H112V182H110V181H108V182H106L105 180H104V176H102ZM120 174V175H119ZM123 174V176H125V177H121L120 178V176ZM144 174V173H143ZM199 174V175H198ZM217 174H219V175H217ZM222 174H223V176H222ZM235 174H236V176H235ZM257 174V175H256ZM84 175L85 176H90V177H88V179L89 180H87L86 179V177L83 179V181L81 182V178L82 177H84ZM96 175V176H95ZM116 175V176H115ZM150 175V176H149ZM195 175V176H194ZM201 175H202V177H201ZM207 175H209V176H207ZM217 175V176H216ZM251 175H253V178H252V176ZM256 175V176H255ZM93 176V177H92ZM107 176L105 177V179L107 178ZM129 176H132V175H128V177ZM136 176V175H135ZM184 176H185V178H184ZM198 176V177H197ZM206 176H207V178H208V180H210V182L209 181H207V178H206ZM222 176V177H221ZM229 178H228V177ZM251 176V177H250ZM260 176H261V178H260ZM80 177V178H79ZM100 177H102L103 179L102 180H100ZM181 177H182V179H181ZM190 177H192V178H190ZM195 177V178H194ZM197 177V178H196ZM200 177V178H199ZM205 177V178H204ZM210 177V178H209ZM224 177V178H223ZM225 177L227 178V179H225ZM230 177H232L231 178V180H229L228 181V179H230ZM241 178V179H243V184H241V182H240V184H239V181H241V179H236L235 181H233L235 178ZM257 177H259L260 179H254V178H257ZM78 178V179H77ZM180 178V179H179ZM187 178H188V181L190 182V184H188V181H187ZM221 178V179H220ZM223 178V179H222ZM91 179H93V181L91 180ZM120 179H122V181H124V182H122ZM124 179V180H123ZM152 179H154V180H152ZM171 179H172V181H171ZM196 179V180H195ZM225 179V180H224ZM248 181H247V180ZM69 182H68V181ZM79 180V181H78ZM104 180V181H103ZM128 180V181H127ZM136 180V181H137ZM184 180H186V181H184ZM203 180V181H202ZM218 180V181H217ZM237 180H239V181H237ZM258 180H260V181H258ZM87 181V182H86ZM90 181V182H89ZM92 181V182H91ZM116 181H118L119 183H117ZM126 181H127V183H126ZM131 181V182H132ZM152 181H154V182H157V185H155V183L154 182H152ZM222 182V183H218L217 184V182ZM225 181V182H224ZM231 181V182H230ZM114 182V183H113ZM123 183V185H122V183ZM130 183V185L131 186H133V187H131V186H129V183ZM212 182V183H211ZM216 182V183H215ZM230 182V183H229ZM94 183H96V184H98V183H100V185H102V186H100L99 184H98V186H100V189H101V191L102 192H99L98 194L97 193H95V192H97V190H99V188H97L98 186L96 185V184H94ZM112 183H113V186H115V183H117L116 185H118V187H117V189H118V191H120L119 192V195H118V191H117V189H116V186L115 187H113V186H111L112 185ZM120 183H121V187H119L120 186ZM187 183V184H186ZM193 183H195L196 185H194ZM211 183V184H210ZM215 183V184H214ZM232 183V184H231ZM257 183V184H256ZM85 184V185H84ZM143 184H144V186H146L145 188L143 187ZM152 184V185H151ZM165 184V185H164ZM182 184V185H181ZM194 186H193V185ZM199 184V185H198ZM214 184V185H213ZM231 184V185H230ZM126 185H128V187H131L130 189H132V190H130L129 188V190L127 189V186ZM163 185H164V187H163ZM181 185V186H180ZM215 185H217L216 187H214L213 188V186H215ZM221 185V186H220ZM243 185V186H242ZM259 185V186H258ZM111 186V187H110ZM126 186V187H125ZM152 186V187H151ZM154 186H156V187H154ZM159 186V187H158ZM163 187V188H161V187ZM195 186H197L196 188H195ZM211 186V187H210ZM218 186H220L219 187V189H217L218 188ZM253 186V187H252ZM257 186V187H256ZM261 186V188H260V191H256L255 190V188L257 189V190H259L258 188ZM96 189H95V188ZM179 187V188H178ZM192 187H194L193 188V190L191 189ZM199 187H201V188H199ZM231 187H233V189L234 190H232L231 189ZM111 188V189H110ZM126 189V191H125V189ZM156 188V189H155ZM159 188H160V190H159ZM220 188H221V191H220ZM226 188V189H225ZM243 188V189H242ZM114 189H115V191H117V192H114ZM121 189H124L123 191H122V193H121ZM141 189L143 190L144 189V191L146 190V193H144L143 195H141L142 194V191H141ZM166 189V190H165ZM185 189V190H184ZM195 189V190H194ZM196 189H197V192H196ZM199 189V190H198ZM217 189V190H216ZM223 189V190H222ZM94 190H96V191H94ZM104 190H105V192L106 193H104ZM113 190V191H112ZM162 190H164V191H162ZM187 190V191H186ZM218 191V192H215V191ZM237 190L239 191V192H237ZM248 190V191H247ZM254 190V191H253ZM91 191V192H90ZM93 191V192H92ZM100 191V190H99ZM110 191V192H109ZM130 191L132 192L131 194H133V195H130ZM140 191V192H139ZM143 191V192H144ZM147 191H149V193H148V195H147ZM162 191V192H161ZM184 191H185V193H184ZM195 191V192H194ZM230 191H231V194H230ZM241 191V192H240ZM262 191V192H261ZM113 192V193H112ZM160 192H161V194H160ZM193 192V194H190V193H192ZM205 192H206V194H205ZM210 192V193H209ZM220 192V194H218ZM234 192V193H233ZM256 193V195H255V193ZM260 192V193H259ZM92 193H94V194H92ZM124 193H129L128 195V198L126 197V195L127 194H124ZM140 193V194H139ZM158 193V194H157ZM188 193H189V195L191 196V198L189 199V197H187V195H188ZM196 193V194H195ZM200 193V194H199ZM208 193V194H207ZM233 193V194H232ZM241 193V195H238V194H240ZM257 193H259L258 195H257ZM120 194H122L121 196H120ZM124 194V195H123ZM153 194H155V195H153ZM163 194V195H162ZM179 194V195H178ZM186 194V195H185ZM236 194V195H235ZM118 195V196H117ZM140 195H141V197H140ZM175 195V196H174ZM188 195V196H189ZM197 198H195L194 196ZM200 195H203V196H201L200 197ZM206 195H210V196H206ZM223 195V196H222ZM79 196L80 197H77L76 198V200L77 199H79V198H81V195L79 194ZM89 196V195H88ZM99 196V197H98ZM101 196H104V197H102V199L100 198ZM148 196H149V198H148ZM154 196V197H153ZM180 196V199L178 198ZM192 196H193V198H192ZM198 196V197H197ZM206 196V197H205ZM241 196V197H240ZM118 197V198H117ZM126 197V198H125ZM136 197H138V198H135ZM238 197H239V200H238ZM246 199L245 201H243V199L244 198ZM247 197V198H246ZM262 198V200L263 201H261V202H259L260 200H261V198ZM165 198V199H164ZM201 198V199H200ZM202 198H203V201L204 202H206V201H208V204H206V203H203V201H202ZM205 198V199H204ZM235 198V199H234ZM241 198V199H240ZM243 198V199H242ZM255 198V199H254ZM256 198H260V200L259 199H256ZM99 199H100V202H99ZM113 199V200H112ZM121 199V200H120ZM147 199H149V200H147ZM231 199V200H230ZM251 199V200H250ZM253 199H254V202H256V201H258V202H256L255 204H254V206L252 207V205L249 207V205L251 204V202L253 201ZM98 200V201H97ZM103 200V201H102ZM141 200V201H140ZM155 200V201H154ZM206 200V201H205ZM237 200V201H236ZM242 200V201H241ZM98 203H97V202ZM113 201L115 202L114 204H113ZM119 201V202H118ZM125 201H127V202H125ZM142 201H144V203L142 202ZM146 201V202H145ZM149 201V202H148ZM152 201V202H151ZM199 201V202H198ZM240 201V202H239ZM246 201L248 202V201H250V202H248V203H246ZM112 202V203H111ZM125 202V203H124ZM129 202V203H128ZM137 202H138V204H137ZM154 202V203H153ZM176 202V203H175ZM209 202L211 203V205H209ZM263 202V203H262ZM100 203H102V208H101V205H100ZM106 203V204H105ZM121 203V204H120ZM122 203H124V204H122ZM127 203V204H126ZM150 203H152V204H150ZM174 203V204H173ZM219 203L221 204V205H219ZM236 203H238V204H240V206L239 205H237ZM246 203V204H245ZM250 203V204H249ZM259 205H258V204ZM104 204V205H103ZM108 204V205H107ZM117 204V205H116ZM158 204V205H157ZM164 204V205H163ZM179 206H178V205ZM183 204V205H182ZM201 204V205H200ZM245 204V205H244ZM107 205V206H106ZM113 205V206H112ZM152 206V208L150 207V206ZM170 205V206H169ZM188 205V206H187ZM196 205V206H195ZM204 205V206H203ZM207 205H209V206H207ZM217 205H219V206H217ZM222 205H223V207H222ZM244 205V206H243ZM256 205V206H255ZM261 205V206H260ZM262 205H263V207H262ZM106 206V207H105ZM130 206V207H129ZM131 206H133V207H131ZM158 207L157 209H155V207ZM203 207V209H202V207ZM207 206V207H206ZM216 206V207H215ZM225 206V207H224ZM246 206V207H245ZM99 207V208H98ZM105 207V208H104ZM113 207V208H112ZM137 208V210H136V208ZM148 207H149V209H151V210H149V214L147 213L148 211H147V209H148ZM183 207H185V208H183ZM197 207V208H196ZM215 207V208H214ZM257 207H258V210H257ZM111 208V209H110ZM117 208V209H116ZM133 208V209H132ZM161 208V209H160ZM204 208H206V210L204 209ZM227 208V209H226ZM229 208V209H228ZM104 209V210H103ZM106 209V210H105ZM127 209V210H126ZM140 209H144V212L143 211H141ZM182 209V210H181ZM261 209V210H260ZM113 210H115L114 212H113ZM117 210V211H116ZM126 210V211H125ZM139 210V211H138ZM159 210V211H158ZM163 210V211H162ZM172 210H174V211H172ZM187 210V211H186ZM201 210H204L203 212L201 211ZM103 211H106L105 213H103ZM123 211H125V212H123ZM128 211H130V213L128 212ZM132 211V212H131ZM133 211H134V213H133ZM136 211H138V212H136ZM156 211V212H155ZM198 211H199V213H198ZM206 211V212H205ZM208 211V212H207ZM215 211V212H214ZM231 211H233V212H231ZM238 211H240V212H242V213H240V212H238ZM98 212V213H99ZM127 212V213H126ZM140 212H143L142 213V216L140 215L141 213ZM151 212H153V213H151ZM158 212V213H157ZM173 212V214H174V216H173V214H171ZM175 212V213H174ZM235 212H237V213H235ZM248 212V213H247ZM250 212V213H249ZM260 212V213H259ZM115 213H117V214H115ZM133 213V214H132ZM140 215H138V214ZM147 213V214H146ZM184 215H183V214ZM202 213V214H201ZM232 213V214H231ZM240 213V214H239ZM245 213V214H244ZM256 213L258 214L257 216H256ZM106 214V215H105ZM115 214V215H114ZM157 214H158V217H156L157 216ZM197 214H200V215H197ZM226 214H228V215H226ZM244 214V215H243ZM251 214V215H250ZM254 214V215H253ZM126 215V216H125ZM133 215V216H132ZM137 215H138V217H137ZM147 217H146V216ZM166 215H167V217L168 218H166ZM169 215V216H168ZM204 215L206 216V217H204ZM231 215V216H230ZM232 215H233V217H232ZM237 215V216H236ZM240 215V216H239ZM260 215V216H259ZM134 216H136V218L134 217ZM148 216H149V218H148ZM171 216V217H170ZM197 216V217H196ZM198 216H202V217H204V218H200V222H199V218H198ZM252 216V217H251ZM124 219H123V218ZM126 217H129V219H127ZM130 217H132V218H130ZM143 217H146V218H143ZM151 217V218H150ZM173 217H175V218H173ZM190 217V218H189ZM195 217V218H194ZM255 217V218H254ZM258 217V218H257ZM105 218V217H104ZM108 218V219H109ZM113 218H115V219H113ZM122 218V219H121ZM127 220H126V219ZM154 218H155V220H154ZM159 218H161L162 220L160 221V219L158 220ZM163 218H164V220H163ZM177 218V219H176ZM180 218V219H179ZM208 218V219H207ZM211 218V219H210ZM244 218V219H243ZM248 218V219H247ZM261 218V219H260ZM142 219V220H141ZM146 221H145V220ZM148 219H151V222L149 223H146L147 221H149ZM156 219H157V221H156ZM166 219V220H165ZM172 219V220H171ZM179 219V220H178ZM187 219H188V221H187ZM193 219V220H192ZM204 219V220H203ZM227 219V220H226ZM235 219V220H234ZM260 219V220H259ZM129 220V221H128ZM139 220H141V221H139ZM201 220H202V223H201ZM244 220V221H243ZM158 221H160V222H158ZM219 222V223H217V222ZM235 221V222H234ZM238 221H240V222H238ZM115 223V224H113V226H112V223ZM125 222V223H124ZM140 222V223H139ZM157 222H158V224H157ZM161 222H163L164 223V225H163V223L162 224H160ZM178 222V223H177ZM187 222V223H186ZM189 222H190V224H189ZM204 222V223H203ZM216 222V223H215ZM241 222H243L242 224H241ZM253 222V223H252ZM107 223V224H106ZM130 223V224H129ZM132 223H134V224H132ZM168 223H170V224H168ZM177 223V224H176ZM213 223H215V224H213ZM224 223H226V225H224ZM233 223V224H232ZM258 223H260V224H258ZM118 224V225H117ZM128 224V225H127ZM148 224V225H147ZM152 224H155V225H152ZM160 224V225H159ZM167 224L169 225V226H167ZM180 224V225H179ZM187 224V225H186ZM197 224L199 225V228L202 230V234H201V232H199V231H201V230H199V228L197 229ZM219 224H220V226L221 227H223L224 226V228H223V231H224V233H222L223 231H221L222 230V228L221 227H218L219 226ZM222 224V225H221ZM253 226H252V225ZM258 224V225H257ZM262 224V225H261ZM103 225V226H104ZM111 225V226H110ZM131 225V226H130ZM134 225V226H133ZM139 225V227L141 228V230H140V228H138L137 226ZM152 226V227H150V226ZM156 225L159 227H156ZM163 225V226H162ZM171 225H172V228H171V230H172V232H171V230H170V228L169 227H171ZM177 226V228H176V226ZM213 225V226H212ZM236 225V226H235ZM249 225H250V227H253V228H250L249 227ZM256 225V226H255ZM261 225V226H260ZM115 226V227H114ZM123 228H122V227ZM125 226H127L128 227V229L125 227ZM131 228H130V227ZM150 228H149V227ZM164 227V228H160V227ZM179 226V227H178ZM208 226V227H207ZM211 226H212V228H211ZM238 226V227H237ZM260 226V227H259ZM148 227V228H147ZM185 227V228H184ZM214 227H216V228H214ZM225 227H228V229L227 228H225ZM232 227H235V228H232ZM243 227V229H241V228ZM247 227V228H246ZM259 227V229L257 230L256 228H258ZM118 229V230H116V229ZM132 228H136L135 230H136V232H134L135 230H133ZM139 229V231H137L138 229ZM166 228H168L170 231H167V229ZM173 228H175V229H173ZM205 228V229H204ZM207 228H209V229H213V230H207ZM241 230H240V229ZM248 228H250V229H252L251 231L252 232H254V233H248V232H251L250 231V229H248ZM262 228V229H261ZM113 229V230H112ZM120 229V230H119ZM126 229V230H125ZM132 229V230H131ZM162 229H163V232H161V234H159L160 233V230L162 231ZM221 229V230H220ZM230 229V230H229ZM231 229H233V230H231ZM235 229V230H234ZM116 230V231H115ZM130 231V233H129V231ZM151 230V231H150ZM174 230V231H173ZM183 230V231H182ZM206 230V232H204ZM215 230V231H214ZM218 230H220V232L219 233H216V231L218 232ZM229 230V231H228ZM243 230V231H242ZM246 230H248V232L246 231ZM121 231V232H120ZM141 231V232H140ZM156 231V232H155ZM166 231H167V233H169V234H167L166 233ZM198 231V232H197ZM234 231V232H233ZM235 231H236V233H235ZM247 233H245V232ZM261 231V232H260ZM127 232V233H126ZM140 234H139V233ZM150 232V233H149ZM153 232V233H152ZM159 232V233H158ZM210 232V233H209ZM230 232V233H229ZM262 232H263V234H262ZM86 233H88L89 234V232L87 231ZM112 235H114L112 232H110ZM126 233V234H125ZM144 235H142V234ZM162 233H163V235H162ZM165 233V234H164ZM170 233L172 234V236L170 235ZM175 233V234H174ZM192 233V234H191ZM195 233H197L196 235H195ZM200 233V234H199ZM205 233H207V234H205ZM230 234V235H228V234ZM243 235V234H245L246 235V238H245V235H243V237H244V239H242L241 238V234ZM261 233V234H260ZM133 234V235H132ZM138 234V235H137ZM151 234V235H150ZM156 234V235H155ZM159 234V235H158ZM204 234V235H203ZM224 234H225V236H224ZM234 234V235H233ZM240 234V235H239ZM252 235L253 234V236H249V235ZM259 235L258 236V238H257V235ZM117 235V236H116ZM120 235V236H119ZM127 235H128V237H127ZM138 237H137V236ZM150 235V237H151V239H148L149 236ZM158 235V236H157ZM175 235V236H174ZM201 235V237H199ZM213 235V236H212ZM232 235V236H231ZM136 236V237H135ZM155 236V237H154ZM164 236V237H163ZM165 236H166V239L168 238L169 239V237H172V240H171V238H170V241H168V243H167V241H165ZM174 236V237H173ZM192 236H193V238H192ZM195 236V237H194ZM203 236H206V237H203ZM208 236V237H207ZM216 236V237H215ZM221 236H224V240L222 239H219V237L220 238H222ZM236 236V237H235ZM122 237V238H121ZM157 237V238H156ZM159 237H161V238H159ZM186 239H185V238ZM197 237V238H196ZM235 237V238H234ZM248 237V238H247ZM253 237V238H252ZM254 237H255V239H254ZM261 237V238H260ZM112 238V239H111ZM138 238H140V240H142V242H140L139 241V239ZM145 240H144V239ZM154 238V240H153V242L155 241H157L156 239H160V240H158L157 242H156V246L158 245V247H156L154 244H155V242L153 243L152 242V239ZM156 238V239H155ZM164 240H163V239ZM175 240H174V239ZM189 238V239H188ZM199 238H200V240H199ZM209 238H210V240H209ZM212 238V239H211ZM230 238V239H229ZM260 238V239H259ZM131 239V240H130ZM167 239V240H168ZM181 239V240H180ZM202 239V240H201ZM204 239V240H203ZM207 240V241H206ZM244 240V241H243ZM250 240H251V242H250ZM116 241H118V239L116 240ZM120 241H118V243L120 242ZM129 241V242H128ZM160 241V244L161 245H159V242ZM175 241V242H174ZM178 241V242H177ZM248 241V243H246V242ZM260 241H262L263 243H261L260 245H259V243H260ZM137 242H139V243H137ZM162 242H164V243H162ZM174 242V243H173ZM177 242V243H176ZM183 242H184V244H186V243H189L188 245H186V246H184V244H183ZM186 242V243H185ZM204 242V243H203ZM243 242V243H242ZM244 242H245V244H244ZM250 242V243H249ZM135 243V244H134ZM144 243V244H143ZM153 243V244H152ZM171 243V244H170ZM211 243H213V244H211ZM241 243V244H240ZM133 244H134V247H133ZM142 244V246H137V245H141ZM166 244H167V246H166ZM181 244V245H180ZM203 244V245H202ZM240 244V245H239ZM256 244H258V245H256ZM172 245H173V247H172ZM190 245V246H189ZM217 245H219V247L221 248L220 250L218 249V248H215ZM125 246V248L123 249V247ZM143 246L145 247V248H143ZM152 246H154V247H156V248H154V247H152ZM160 246V247H159ZM162 246V247H161ZM203 246V247H202ZM211 246H213V247H211ZM238 246H240V247H238ZM248 246V247H247ZM249 246H253V248L252 247H249ZM142 247V248H141ZM152 247V248H151ZM165 247V248H164ZM181 247V248H180ZM188 247H190V248H188ZM234 249H233V248ZM240 248L239 249V252L238 251H236L238 248ZM242 247V248H241ZM244 247V248H243ZM247 247V249H249V250H245V248ZM261 247V249H259ZM114 248H116V250H114ZM118 248V249H117ZM134 248V249H133ZM137 248H139V249H137ZM148 248V249H147ZM158 248H160V250L158 249ZM163 248H164V251H163ZM186 248V249H185ZM188 248V249H187ZM215 248V250H212V249H214ZM227 248H229V249H227ZM237 248V249H236ZM133 249V250H132ZM143 249V254H142V252H141V250ZM154 249H156V250H154ZM190 249H192V250H190ZM257 249V251H255L254 252V250H256ZM136 250V251H135ZM157 250H158V252H157ZM171 250V251H170ZM177 250V251H176ZM183 252H182V251ZM188 250H190L191 252H189L188 253ZM219 250V251H218ZM221 250H223V251H221ZM243 250V252H241ZM135 251V252H134ZM151 252V254H150V252ZM163 251V252H162ZM167 251V252H166ZM172 251H173V253L175 254V255H172L173 253H172ZM181 253H180V252ZM211 251V252H210ZM217 251V252H216ZM221 251V252H220ZM227 252V253H222V252ZM230 251H231V254H229L230 253ZM234 251V252H233ZM246 251H249L248 253L246 252ZM155 252V253H154ZM170 252V253H169ZM187 252V253H186ZM194 252H196L197 253V255H195L194 254ZM203 252L204 253H206V256L204 257V256H202V255H204L203 254ZM219 252L221 253V254H219ZM241 252V253H240ZM252 252V254L250 255V253ZM262 252V253H261ZM117 253V254H116ZM116 253H114V256H120L118 259H119V261L121 262L120 264H131L132 263V261L129 259V257H128V255L124 252V254L125 255H120V253L119 252H116ZM134 253V254H133ZM138 255H137V254ZM140 253L142 254L141 256H139L140 255ZM149 253V254H148ZM190 253H191V255H190ZM217 253V254H216ZM237 253H238V255H237ZM258 255H256V254ZM122 254V253H121ZM132 254H133V256H132ZM154 254V255H153ZM185 254H187V256L185 255ZM215 254V255H214ZM225 255V256H223V255ZM112 255H113V253H112ZM135 255V256H134ZM137 255V256H136ZM144 255L146 256L145 258H144ZM150 255H151V258H150ZM160 255V256H159ZM163 255V256H162ZM185 255V256H184ZM208 255V256H207ZM222 256V257H220V256ZM248 255H250V256H248ZM173 256V257H172ZM195 256V257H194ZM226 256H227V258L228 259H225V261H224V258H226ZM231 256V257H230ZM122 257H124V259L122 258ZM140 257H142V258H140ZM155 259H153V258ZM163 257V258H162ZM169 258V260H167L168 258ZM181 257H184L183 259L181 258ZM190 258V259H185V258ZM192 257V258H191ZM194 257V258H193ZM212 257V258H211ZM219 258V259H214L213 260V262H210V261H212V259L213 258ZM252 257H253V259H252ZM136 258H138V259H136ZM144 258V259H143ZM147 258H148V261H147ZM149 258L151 259V260H149ZM160 258H162L161 260H160ZM179 258H180V260H179ZM197 258V259H196ZM229 258H231V259H229ZM233 258V259H232ZM260 258V259H259ZM263 258V260L262 261H260L261 259ZM120 259H123V260H120ZM165 259V260H164ZM182 259V260H181ZM194 259V260H193ZM243 259L239 262V260H237V261H233V262H228V264H231V263H233V264H246V262H245V260H244V263H243ZM250 259V260H249ZM141 260V261H140ZM153 260V261H152ZM141 263H140V262ZM160 263H159V262ZM181 261V262H180ZM185 261H187V262H185ZM197 263H196V262ZM129 262V263H128ZM131 262V263H130ZM175 262V263H174ZM242 262V263H241ZM257 262V263H256ZM262 262V263H261ZM204 263V264H205ZM226 264H227V262H226ZM248 264V263H247ZM250 264V263H249ZM252 264V263H251ZM254 264V263H253Z\"/></svg>",
  "mask_w": 264,
  "mask_h": 264
}]
</instances>
